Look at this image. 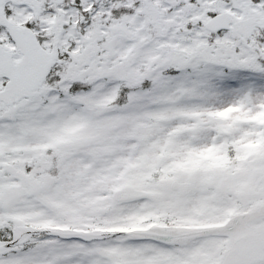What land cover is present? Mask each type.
<instances>
[{"label": "snow or ice", "instance_id": "snow-or-ice-1", "mask_svg": "<svg viewBox=\"0 0 264 264\" xmlns=\"http://www.w3.org/2000/svg\"><path fill=\"white\" fill-rule=\"evenodd\" d=\"M0 264H264V0H0Z\"/></svg>", "mask_w": 264, "mask_h": 264}]
</instances>
